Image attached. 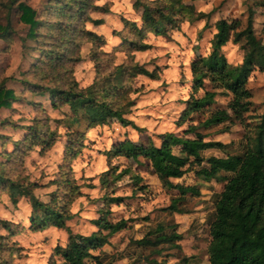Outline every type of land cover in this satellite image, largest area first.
Masks as SVG:
<instances>
[{
  "label": "clouds",
  "instance_id": "clouds-1",
  "mask_svg": "<svg viewBox=\"0 0 264 264\" xmlns=\"http://www.w3.org/2000/svg\"><path fill=\"white\" fill-rule=\"evenodd\" d=\"M0 264H264V0H0Z\"/></svg>",
  "mask_w": 264,
  "mask_h": 264
}]
</instances>
